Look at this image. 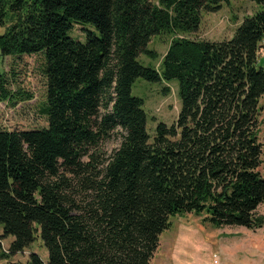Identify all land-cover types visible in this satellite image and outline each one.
<instances>
[{
	"label": "trees",
	"instance_id": "obj_1",
	"mask_svg": "<svg viewBox=\"0 0 264 264\" xmlns=\"http://www.w3.org/2000/svg\"><path fill=\"white\" fill-rule=\"evenodd\" d=\"M228 1L0 0V55L43 52L46 77L47 127L0 130L8 253L29 247L39 229L47 260L32 252L26 264H149L175 215H202L216 228L264 226L256 212L264 203V70L256 64L264 0L229 40L181 36L197 30L201 10ZM73 20L100 35L73 39ZM160 32L173 37L158 72L137 55L155 57L147 43ZM138 77L179 83L176 122L157 123L151 141L143 100L130 94ZM5 83L0 75L5 99L31 97L11 96ZM118 129L107 154L103 143Z\"/></svg>",
	"mask_w": 264,
	"mask_h": 264
},
{
	"label": "rangeland",
	"instance_id": "obj_2",
	"mask_svg": "<svg viewBox=\"0 0 264 264\" xmlns=\"http://www.w3.org/2000/svg\"><path fill=\"white\" fill-rule=\"evenodd\" d=\"M261 4L255 0H229L221 3L215 11H200V23L195 32L181 36L209 41H223L232 38L246 16L261 10ZM6 26L0 25V34ZM87 33L99 36L100 33L91 22L72 21V27L67 35L80 42H85ZM99 33V34H98ZM172 34L161 33L151 37L147 48L155 51V57L146 53L137 55V60L144 66H150L160 71L162 55L168 48ZM264 39V38H263ZM257 65L264 70V40H262ZM45 65L43 52L32 54L17 53L0 55V75L6 83L3 87L12 96L13 92L30 94L5 99L0 91V130L40 129L47 127L46 115L41 113V107L46 101V77L42 73ZM167 88L166 90H164ZM178 80L148 81L138 77L131 85V95L143 100L142 109L146 115V132L152 140L157 123L167 126L175 124L181 109ZM262 107L259 116L258 139L262 145L261 162L258 167L264 176V97L259 100ZM120 129L103 143L104 150L110 154L120 141ZM256 212L264 215V203ZM203 216L194 213H184L170 218L171 225L159 236V245L149 264H264V226L257 229H247L242 226L213 227L203 222ZM38 228V226H37ZM38 232L35 239L26 249L8 253L13 240L12 235L3 234L0 223V264L9 260L18 264H26L30 253H37L42 261L47 260L48 252Z\"/></svg>",
	"mask_w": 264,
	"mask_h": 264
},
{
	"label": "built area",
	"instance_id": "obj_3",
	"mask_svg": "<svg viewBox=\"0 0 264 264\" xmlns=\"http://www.w3.org/2000/svg\"><path fill=\"white\" fill-rule=\"evenodd\" d=\"M264 40V39H263Z\"/></svg>",
	"mask_w": 264,
	"mask_h": 264
}]
</instances>
